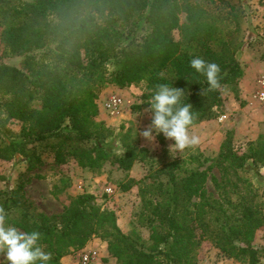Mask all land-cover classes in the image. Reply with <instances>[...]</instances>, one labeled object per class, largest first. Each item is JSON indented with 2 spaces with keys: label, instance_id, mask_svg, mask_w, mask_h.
Instances as JSON below:
<instances>
[{
  "label": "trees",
  "instance_id": "1",
  "mask_svg": "<svg viewBox=\"0 0 264 264\" xmlns=\"http://www.w3.org/2000/svg\"><path fill=\"white\" fill-rule=\"evenodd\" d=\"M207 2L0 0V42L13 54H27L24 68L0 63V114H5L0 115V160L19 156L27 167L13 189L0 190V208L8 223L41 232L44 250L52 253L49 264H63L65 256L85 248L93 237L107 242L118 264H197L205 242L249 264L264 257V247L254 245L264 228V201L255 202L253 183L239 174L250 160L264 167V134L234 148L229 133L208 168L199 162L182 169L173 160L155 173L143 190L150 191L144 199L150 215H142L150 227L148 239L136 230L125 233L117 212L98 205L93 193L77 194L61 212L47 214L25 192L31 181L27 172L42 166L47 152L58 164L74 159L91 170L107 161L129 170L147 157L148 149L132 141H124L121 155L110 148L113 130L96 119L99 92L108 85L124 88L145 81L153 91L159 83L173 84L185 90L183 102L193 105V125L217 116L222 90L231 86L239 92L244 68L237 52L244 42L236 7L231 5L235 28H230L228 11L216 13ZM37 50H42L40 57ZM193 56L221 67L218 89L207 91L205 78L189 66ZM35 101L40 108L32 105ZM10 120L21 123L19 133L8 127ZM214 166L221 173V180L213 177L219 198L207 190ZM134 183L131 179L123 190ZM232 193L239 196L236 202Z\"/></svg>",
  "mask_w": 264,
  "mask_h": 264
},
{
  "label": "rangeland",
  "instance_id": "2",
  "mask_svg": "<svg viewBox=\"0 0 264 264\" xmlns=\"http://www.w3.org/2000/svg\"><path fill=\"white\" fill-rule=\"evenodd\" d=\"M18 3L32 0H15ZM208 5L216 13L228 11V26L235 28L233 10L239 14L238 36L244 42L243 47L237 52V58L244 68V76L239 82V92L231 86L222 90L223 103L217 109V116L211 120L202 121L193 125L191 133L199 137V143L183 151H169L173 141L160 140V135L149 141L139 135L151 121V113L147 110L151 90L145 81L133 83L124 88L108 85L98 95L97 104L98 121L113 130L107 139L113 152L121 155L125 152L124 141H132L148 149V155L143 160H137L131 169L124 170L118 164L105 162L101 168L91 170L80 166L76 160L71 159L65 164H58L53 153L44 154V164L27 174L31 177L25 192L28 199L39 211L47 214L61 212L65 205L77 194L83 192L93 193L96 202L102 208L113 209L118 214L119 225L125 233L136 230L144 239L150 235V227L143 222L142 215H150L145 198L150 197V191L144 193L146 186L155 180L154 174L163 169L170 161L176 160L182 169H192L203 162L202 168H208L218 155L223 141L229 133L232 134L234 148H243L250 141H255L264 134V103L256 98L258 79L264 77V0H208ZM236 8L232 10V6ZM181 22L186 21V14H180ZM1 31V27H0ZM179 39V32H174ZM42 50L34 53L41 56ZM27 54H13L0 42V63L24 68ZM117 95L123 100L119 111L112 113L104 107V102L109 97ZM35 108L41 107L40 101L32 103ZM5 116L3 112L0 114ZM8 127L14 134L20 132L21 123L10 120ZM200 159V161L196 160ZM27 167L21 157L11 161L0 160V190H11L16 184L21 173ZM241 177L252 182L256 191L255 202L264 201V167L255 164L252 160L240 169ZM221 180L219 168L214 166L209 171L207 190L209 194L219 198L220 194L213 177ZM162 178L166 180L165 175ZM131 179L135 181L129 190L123 187ZM112 188V192L108 189ZM233 201L239 198L236 193L230 194ZM225 201V200H224ZM238 202V201H237ZM263 213H264V206ZM256 247H264V228L258 230L254 241ZM81 251H96V258L89 264H118L107 248V242L98 237H93L85 248L65 256L63 264H83L80 258ZM0 260L4 256L0 253ZM6 263V262H5ZM197 264H249L228 257L219 248L205 242L199 250ZM258 264H264L261 257Z\"/></svg>",
  "mask_w": 264,
  "mask_h": 264
},
{
  "label": "clouds",
  "instance_id": "3",
  "mask_svg": "<svg viewBox=\"0 0 264 264\" xmlns=\"http://www.w3.org/2000/svg\"><path fill=\"white\" fill-rule=\"evenodd\" d=\"M189 66L202 75L207 83V91L220 87L221 67L213 61L200 56H193ZM204 89L200 94L203 95ZM184 89L173 84L159 83L151 92L147 110L151 113L150 124L139 135L152 141L163 135L173 141L169 151H183L199 143V137L190 129L194 124L193 105L183 102ZM42 234L38 230L24 231L7 222L5 211L0 208V253L4 260L0 264H49L52 253L45 251L41 244Z\"/></svg>",
  "mask_w": 264,
  "mask_h": 264
},
{
  "label": "built area",
  "instance_id": "4",
  "mask_svg": "<svg viewBox=\"0 0 264 264\" xmlns=\"http://www.w3.org/2000/svg\"><path fill=\"white\" fill-rule=\"evenodd\" d=\"M256 98L264 103V77L258 79V89L256 91ZM123 100L120 96L113 95L105 100L104 107L107 111L115 113L122 107ZM112 188L108 189V192H112ZM97 256L96 251H81L80 258L83 264L91 263Z\"/></svg>",
  "mask_w": 264,
  "mask_h": 264
}]
</instances>
